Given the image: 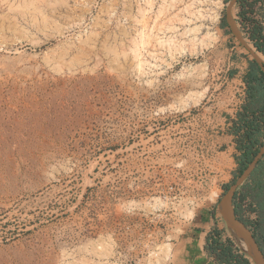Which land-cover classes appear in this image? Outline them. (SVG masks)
Returning a JSON list of instances; mask_svg holds the SVG:
<instances>
[{
	"label": "rangeland",
	"instance_id": "obj_1",
	"mask_svg": "<svg viewBox=\"0 0 264 264\" xmlns=\"http://www.w3.org/2000/svg\"><path fill=\"white\" fill-rule=\"evenodd\" d=\"M254 1L232 8L244 45L231 0H0V264H146L153 206L184 200L197 216L162 264H181L214 204L226 232L210 236L245 253L218 204L240 176L252 53L264 61Z\"/></svg>",
	"mask_w": 264,
	"mask_h": 264
},
{
	"label": "trees",
	"instance_id": "obj_2",
	"mask_svg": "<svg viewBox=\"0 0 264 264\" xmlns=\"http://www.w3.org/2000/svg\"><path fill=\"white\" fill-rule=\"evenodd\" d=\"M257 1L255 0L254 4ZM246 2V0H240L241 11L239 14L242 17H244L242 9L246 6ZM249 37L254 41L256 48L264 53V26L256 24ZM245 82L248 87V103L244 104L242 110L238 112L237 119L233 120L231 129V134L236 137L237 173L240 175L259 152L264 139V72L258 64L246 75ZM253 175H258L257 186L260 189L264 188V161L261 160L258 163ZM236 214H238L237 211ZM239 218L243 220L241 217ZM244 222L247 224L245 220ZM263 243L259 242V245L264 252ZM233 248L231 240L223 242L218 236L213 238L210 235L207 238L206 250L214 255L220 264H253L245 255L246 253H236Z\"/></svg>",
	"mask_w": 264,
	"mask_h": 264
},
{
	"label": "crops",
	"instance_id": "obj_3",
	"mask_svg": "<svg viewBox=\"0 0 264 264\" xmlns=\"http://www.w3.org/2000/svg\"><path fill=\"white\" fill-rule=\"evenodd\" d=\"M246 1H250V0H246ZM238 3L240 4V0ZM255 4L257 6L255 7L254 15L256 17H259V21L264 24V0H258ZM235 59L238 60L239 58L236 57ZM236 72H237L236 69L231 70V73H236ZM244 85H245V92H244L245 95L242 101L240 102L238 110L235 114L236 115L235 119H237V114L240 110H242L244 104L248 103V87L246 82ZM235 115L232 114L231 118L233 119ZM261 160L264 161V156L262 157ZM254 171L237 188L236 195L234 198V206H235V210L238 213L237 215L239 217H241L240 211L242 210L241 209L242 202H249V204L252 205V207H254V210L252 211L253 215H251V217L256 218V220L255 221L247 220L246 222L247 225L252 230V232L254 233L258 243L259 242L263 243L264 242L263 241L264 240V188L260 189L257 186L256 179L258 178V175H253ZM233 173L236 174V172ZM207 213L210 214V222L208 223L209 225L207 226V229L201 228L200 232L202 233V235L200 236L198 235L199 238L198 239L196 238L194 247L189 248L190 249L189 251L186 250V252L181 255L182 257L181 264H220L218 261H216L215 256L211 255L206 250L207 238L210 235L209 233L211 232L212 228L215 229L217 226L220 227V229H222L220 230L222 234H224L226 230L224 226H221V218H219L216 204L210 206V208L207 209ZM196 216L194 217V219L196 218Z\"/></svg>",
	"mask_w": 264,
	"mask_h": 264
},
{
	"label": "built area",
	"instance_id": "obj_4",
	"mask_svg": "<svg viewBox=\"0 0 264 264\" xmlns=\"http://www.w3.org/2000/svg\"><path fill=\"white\" fill-rule=\"evenodd\" d=\"M243 83L245 84V82ZM151 198L156 202L160 201L159 198L161 196H151ZM153 209L149 220V227L152 229L147 234L149 237V243L147 245L149 261L146 264H162V261L167 258L170 259L172 254L170 253L169 257L166 255L165 248L167 244L174 243L180 238L184 226L194 219L198 210L194 202L188 203L186 200L172 207L170 205L164 206L163 208L153 206ZM121 257L119 255L117 256L116 264H138L137 262H140V260H136L132 256Z\"/></svg>",
	"mask_w": 264,
	"mask_h": 264
},
{
	"label": "water",
	"instance_id": "obj_5",
	"mask_svg": "<svg viewBox=\"0 0 264 264\" xmlns=\"http://www.w3.org/2000/svg\"><path fill=\"white\" fill-rule=\"evenodd\" d=\"M239 0H231L227 8V22L233 34L244 44L247 45L242 32L237 26L236 20L232 16V8ZM254 59L260 66L261 70L264 72V61L255 54L252 53ZM264 156V142L256 154L254 159L249 163L248 167L243 171V173L237 178L234 184L230 186L227 192L222 196L218 204V210L221 213L228 229L232 233L237 245L243 249V251L250 256L256 264H264V252L261 249L254 233L250 227L242 221L236 214L234 206V198L236 195L237 188L252 174L258 165L259 161ZM244 245V246H243Z\"/></svg>",
	"mask_w": 264,
	"mask_h": 264
},
{
	"label": "bare ground",
	"instance_id": "obj_6",
	"mask_svg": "<svg viewBox=\"0 0 264 264\" xmlns=\"http://www.w3.org/2000/svg\"><path fill=\"white\" fill-rule=\"evenodd\" d=\"M210 39H213V37L211 36ZM243 246H244V245H243ZM166 255H167V253H166Z\"/></svg>",
	"mask_w": 264,
	"mask_h": 264
},
{
	"label": "flooded vegetation",
	"instance_id": "obj_7",
	"mask_svg": "<svg viewBox=\"0 0 264 264\" xmlns=\"http://www.w3.org/2000/svg\"><path fill=\"white\" fill-rule=\"evenodd\" d=\"M256 61V60H255ZM258 64V63H257ZM253 70V67L250 69V71H252Z\"/></svg>",
	"mask_w": 264,
	"mask_h": 264
}]
</instances>
